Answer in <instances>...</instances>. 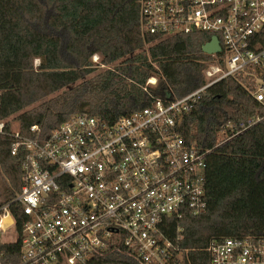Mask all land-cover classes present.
I'll list each match as a JSON object with an SVG mask.
<instances>
[{"label": "built area", "instance_id": "obj_1", "mask_svg": "<svg viewBox=\"0 0 264 264\" xmlns=\"http://www.w3.org/2000/svg\"><path fill=\"white\" fill-rule=\"evenodd\" d=\"M140 1L151 35L218 37L206 84L183 97H156L111 122L74 115L46 137L38 125L26 136L12 117L0 120V133L9 123L16 139L12 153L24 152L21 190L0 204V264H113L103 258L115 250L133 259L121 264H184L182 220L207 208L210 149L188 147L180 126L201 94L228 76H251L252 93L264 102L263 76L253 70L264 67V0ZM156 83L150 77L146 85ZM209 250L211 264H264V241L227 237Z\"/></svg>", "mask_w": 264, "mask_h": 264}, {"label": "trees", "instance_id": "obj_2", "mask_svg": "<svg viewBox=\"0 0 264 264\" xmlns=\"http://www.w3.org/2000/svg\"><path fill=\"white\" fill-rule=\"evenodd\" d=\"M210 38L147 33L140 0H0V120L14 117L26 136L38 125L46 137L74 115L111 122L156 97H183L207 82L212 56L201 47ZM95 54L107 68L96 72ZM253 70L264 77V67ZM150 77L155 85H146ZM251 78L228 76L209 86L180 126L188 147L210 149L207 208L182 220L184 264H211L213 240L264 241V102L252 93ZM256 114L261 119L251 124ZM6 129L0 133L6 179L0 204L23 183L24 152L12 153L16 139L9 123ZM221 132L225 141L218 144ZM13 209L20 227L21 212ZM129 260L120 250L103 258Z\"/></svg>", "mask_w": 264, "mask_h": 264}, {"label": "rangeland", "instance_id": "obj_3", "mask_svg": "<svg viewBox=\"0 0 264 264\" xmlns=\"http://www.w3.org/2000/svg\"><path fill=\"white\" fill-rule=\"evenodd\" d=\"M39 62H40L39 59H36L34 64L37 66V65H39ZM92 62L95 64L96 72H99L101 69L107 68L105 66L101 67L100 65H97L96 64L97 62L94 61L93 57H92ZM263 79H264L263 77L258 78V82L259 83L263 82ZM156 82H157V78H156ZM12 120H13V123H14L15 126H19L18 122L15 120L14 117H12ZM221 136H222V134L219 133V137H221ZM5 186H6V179L3 176L2 170L0 169V202L3 200V197H4V194L2 195V193L4 192ZM3 239H5V240H13L14 239V235H7V236L3 237Z\"/></svg>", "mask_w": 264, "mask_h": 264}, {"label": "water", "instance_id": "obj_4", "mask_svg": "<svg viewBox=\"0 0 264 264\" xmlns=\"http://www.w3.org/2000/svg\"><path fill=\"white\" fill-rule=\"evenodd\" d=\"M201 49L204 53L207 54L219 52L221 50V46L218 37L212 36L208 42L202 45Z\"/></svg>", "mask_w": 264, "mask_h": 264}]
</instances>
